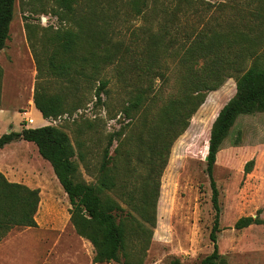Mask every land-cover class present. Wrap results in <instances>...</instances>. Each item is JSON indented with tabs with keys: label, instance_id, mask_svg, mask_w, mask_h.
<instances>
[{
	"label": "rangeland",
	"instance_id": "obj_1",
	"mask_svg": "<svg viewBox=\"0 0 264 264\" xmlns=\"http://www.w3.org/2000/svg\"><path fill=\"white\" fill-rule=\"evenodd\" d=\"M102 1L100 8L88 10L80 0L79 10L92 11L95 25L108 28L115 24L119 33L113 40L123 39L130 47L129 59H139L149 37L161 32L159 19H152L149 10L131 14L128 6L118 0ZM223 1L192 0L190 15L177 12L175 26L199 30L228 17L232 10L228 6L222 9ZM175 3L172 0L170 7ZM116 9L119 19L114 15ZM73 26L58 0H15L9 38L0 50V109L4 110L1 118L5 122L0 133L18 131L22 123H27L26 117L34 119L32 125L59 127L75 150V179L93 184L99 176L104 149L109 146L119 175L116 188L105 190L104 194L131 214L127 246L119 253V261L93 263V246L74 230L68 197L51 165L40 156L33 142L15 140L0 149V165L5 164L2 173L9 181L27 182L38 188L40 202L34 214L35 227H14L0 241V264H168L174 259L199 264L212 251L209 233L214 210L205 170L209 132L218 111L235 93V75L205 93L204 102L192 114L188 127L169 143L164 165L160 168L158 164L150 174L149 148L147 144L140 147L139 139L141 136L147 140V133L137 134L143 120L147 126L152 124L166 100L176 95L182 73L178 55L160 54L153 83L157 97L148 100L144 108L125 109L131 98L129 87L116 81L115 71L109 66L104 77L110 82L100 94V101L95 95L98 80H81L74 93L65 97V111L43 119L32 101L35 84L41 83L49 92L59 94L66 87L49 73V38L56 28ZM169 32L176 34L170 27ZM123 72L131 76L137 70L130 63ZM213 178L220 205L217 243L221 256L230 264H264V223L242 229L233 227L240 216L264 220V112L243 114L236 119L217 152ZM144 179L150 181L153 189L156 187L153 225L132 210L133 202L142 195Z\"/></svg>",
	"mask_w": 264,
	"mask_h": 264
},
{
	"label": "trees",
	"instance_id": "obj_2",
	"mask_svg": "<svg viewBox=\"0 0 264 264\" xmlns=\"http://www.w3.org/2000/svg\"><path fill=\"white\" fill-rule=\"evenodd\" d=\"M118 1L127 5L131 14H143L149 10L153 14L152 19H159L161 32L149 37L141 57L132 62L128 44L121 38L113 40V36L119 33L116 25L108 28L95 25L94 15L88 11L100 8L102 0H82L88 9L82 10V13L79 10L80 0H58L64 15L74 22V26L58 27L51 32L48 68L51 76L60 79L66 87L59 94L49 92L37 82L32 97L34 106L45 119L58 116L65 111V97L74 93L81 80H98L95 95L100 101V94L106 91L110 82V78L104 77L106 68L110 66L115 71L116 81L129 87L131 98L125 109L139 110L147 106L148 100L153 101L157 97L153 83L156 77L154 69L161 62L160 54L170 52L178 55L182 73L176 95L166 100L152 124L147 126L143 120L142 129L137 134L147 133V140L141 139V136L139 139L140 147L148 145L150 158L147 163L151 174L158 164L160 168L164 165L169 143L188 127L192 114L204 102L205 93L215 90L226 77L235 75V93L220 108L209 132L205 170L214 210L209 233L212 251L199 262L230 264L218 249L220 205L213 165L236 119L243 114L264 112V0H224L220 4L222 9L228 6L232 14L199 30L190 26L185 29L175 26L177 12H183L185 17L190 15L188 11L191 10L192 0H175L171 7L172 0ZM14 3L15 0H0V50L9 38ZM117 12L118 9L114 15L119 19ZM169 27L176 34L169 32ZM248 61H251L249 66L246 65ZM130 63L137 70L131 76L123 72ZM36 69L40 74L38 65ZM23 124L19 131L10 130L0 135V148L14 140L33 142L40 156L51 165L68 197L69 219L74 230L93 246L92 262L119 261V253L127 246V225L131 214L113 197L104 194L105 190L116 188L119 175L115 171L109 146L104 149L96 184L76 180L75 150L68 135L52 124L36 127ZM111 141L112 138L110 145ZM142 188V195L133 202L132 210L153 225L156 187L153 189L150 181L144 179ZM39 202L38 188L9 181L0 171V241L14 227H35L34 214ZM261 223L264 220L258 216L246 215L240 216L233 227L242 229ZM139 225L142 226V223L139 222ZM168 264L186 263L174 259Z\"/></svg>",
	"mask_w": 264,
	"mask_h": 264
},
{
	"label": "crops",
	"instance_id": "obj_3",
	"mask_svg": "<svg viewBox=\"0 0 264 264\" xmlns=\"http://www.w3.org/2000/svg\"><path fill=\"white\" fill-rule=\"evenodd\" d=\"M32 101H33V98H32ZM4 112V110H3V108H1L0 109V131H1V128L5 125V122L3 121V119L1 118V115H2V113ZM25 114L27 113V111L26 112H24ZM41 114V113H40ZM33 119V118H32ZM43 119H45V118H43ZM34 123V119H33V122L32 123H26L25 124V126L26 127H36V126H41L42 124H40V125H32ZM21 129V127L19 128V130ZM18 130V131H19ZM0 135H1V133H0ZM15 141V140H14ZM11 142H13V141H11ZM11 142H9V143H7L6 145H4L2 148H4V147H6L7 145H9ZM1 149V148H0ZM1 167H0V171L1 172H5V170H4V168H5V164H2V165H0ZM10 181H12V180H10ZM24 184H26L27 186H29L30 187V184L29 183H27V182H24Z\"/></svg>",
	"mask_w": 264,
	"mask_h": 264
},
{
	"label": "built area",
	"instance_id": "obj_4",
	"mask_svg": "<svg viewBox=\"0 0 264 264\" xmlns=\"http://www.w3.org/2000/svg\"><path fill=\"white\" fill-rule=\"evenodd\" d=\"M65 116H66V115H65ZM65 116H63V117H65ZM25 121H26L27 123H32L33 119H32V117H26V118H25Z\"/></svg>",
	"mask_w": 264,
	"mask_h": 264
},
{
	"label": "water",
	"instance_id": "obj_5",
	"mask_svg": "<svg viewBox=\"0 0 264 264\" xmlns=\"http://www.w3.org/2000/svg\"><path fill=\"white\" fill-rule=\"evenodd\" d=\"M9 131H10V130H9ZM9 131H8V132H9Z\"/></svg>",
	"mask_w": 264,
	"mask_h": 264
}]
</instances>
